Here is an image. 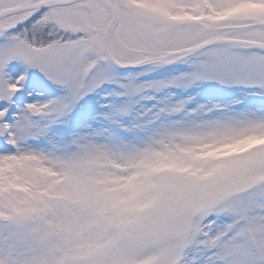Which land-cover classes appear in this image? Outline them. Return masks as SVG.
Masks as SVG:
<instances>
[{"label":"snow or ice","instance_id":"obj_1","mask_svg":"<svg viewBox=\"0 0 264 264\" xmlns=\"http://www.w3.org/2000/svg\"><path fill=\"white\" fill-rule=\"evenodd\" d=\"M0 264H264V0H0Z\"/></svg>","mask_w":264,"mask_h":264}]
</instances>
